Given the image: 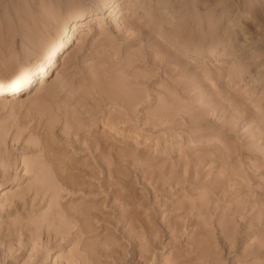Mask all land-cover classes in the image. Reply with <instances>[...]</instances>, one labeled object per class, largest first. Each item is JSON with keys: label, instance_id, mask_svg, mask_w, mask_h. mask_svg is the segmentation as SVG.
<instances>
[{"label": "rangeland", "instance_id": "1", "mask_svg": "<svg viewBox=\"0 0 264 264\" xmlns=\"http://www.w3.org/2000/svg\"><path fill=\"white\" fill-rule=\"evenodd\" d=\"M104 1L0 0V76L95 11L0 91V264H264V0Z\"/></svg>", "mask_w": 264, "mask_h": 264}, {"label": "bare ground", "instance_id": "2", "mask_svg": "<svg viewBox=\"0 0 264 264\" xmlns=\"http://www.w3.org/2000/svg\"><path fill=\"white\" fill-rule=\"evenodd\" d=\"M115 0H105L103 3L104 12L110 11ZM120 9L115 10V15L119 14ZM95 14V11L84 12L83 10L71 11L61 20V34L62 39L60 41L54 42L49 48L43 50L39 57V60L34 63L27 62L21 67L10 70L4 75L0 76V91L8 89L14 92H22L28 89L29 86L34 84L35 86H43L46 83V76L49 69L56 62V59L52 62L54 54L66 46V48L71 44L70 42L78 37V25L79 20H84L87 17H91ZM95 16V15H94ZM74 38V39H73ZM57 52V54L59 53ZM33 62V61H32ZM3 185L0 182V187ZM14 193V192H13ZM17 193V192H16ZM12 196L15 195L11 194Z\"/></svg>", "mask_w": 264, "mask_h": 264}]
</instances>
